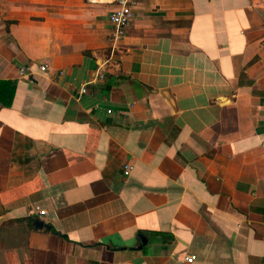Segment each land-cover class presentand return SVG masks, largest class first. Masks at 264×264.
Returning <instances> with one entry per match:
<instances>
[{
  "label": "crops",
  "instance_id": "1",
  "mask_svg": "<svg viewBox=\"0 0 264 264\" xmlns=\"http://www.w3.org/2000/svg\"><path fill=\"white\" fill-rule=\"evenodd\" d=\"M130 5L0 0L11 259L264 264V0Z\"/></svg>",
  "mask_w": 264,
  "mask_h": 264
},
{
  "label": "built area",
  "instance_id": "2",
  "mask_svg": "<svg viewBox=\"0 0 264 264\" xmlns=\"http://www.w3.org/2000/svg\"><path fill=\"white\" fill-rule=\"evenodd\" d=\"M118 4V9L111 12L108 16V20L113 28L111 33V39L115 41H119L124 36L125 29L132 22L133 16L131 11L130 0H116ZM47 68L45 66H40V71L45 72ZM24 69L20 70V73H23ZM62 72H59L58 75H61ZM86 93L85 88H81L78 96H81ZM132 170V166L124 165L122 169V175L127 177ZM38 210V208H36ZM38 214L40 216L45 215V212L42 210H38ZM195 259L194 256H189L185 259L186 262L191 263Z\"/></svg>",
  "mask_w": 264,
  "mask_h": 264
},
{
  "label": "rangeland",
  "instance_id": "3",
  "mask_svg": "<svg viewBox=\"0 0 264 264\" xmlns=\"http://www.w3.org/2000/svg\"><path fill=\"white\" fill-rule=\"evenodd\" d=\"M6 233L7 232H0V264H15V260L11 259L14 255H12V257L10 256L12 245L8 243ZM3 240L5 242H3ZM5 254H7V256Z\"/></svg>",
  "mask_w": 264,
  "mask_h": 264
},
{
  "label": "water",
  "instance_id": "4",
  "mask_svg": "<svg viewBox=\"0 0 264 264\" xmlns=\"http://www.w3.org/2000/svg\"><path fill=\"white\" fill-rule=\"evenodd\" d=\"M164 95L168 98V100L172 103V100L169 98L168 94L167 93H164ZM173 104V103H172ZM34 225L37 227V228H41L42 224L41 222H39L38 220H36L34 222ZM143 240V239H142Z\"/></svg>",
  "mask_w": 264,
  "mask_h": 264
},
{
  "label": "trees",
  "instance_id": "5",
  "mask_svg": "<svg viewBox=\"0 0 264 264\" xmlns=\"http://www.w3.org/2000/svg\"><path fill=\"white\" fill-rule=\"evenodd\" d=\"M11 86V88H12V91L14 90V84H12V85H10ZM6 105H10V101L8 102V104H6ZM29 222H30V220H28Z\"/></svg>",
  "mask_w": 264,
  "mask_h": 264
}]
</instances>
